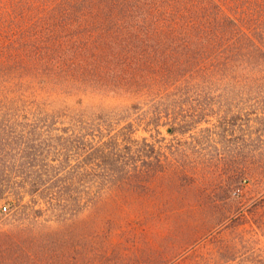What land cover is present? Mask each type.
I'll return each mask as SVG.
<instances>
[{"label":"trees","instance_id":"obj_1","mask_svg":"<svg viewBox=\"0 0 264 264\" xmlns=\"http://www.w3.org/2000/svg\"><path fill=\"white\" fill-rule=\"evenodd\" d=\"M160 177L264 181V0H0V261Z\"/></svg>","mask_w":264,"mask_h":264},{"label":"rangeland","instance_id":"obj_2","mask_svg":"<svg viewBox=\"0 0 264 264\" xmlns=\"http://www.w3.org/2000/svg\"><path fill=\"white\" fill-rule=\"evenodd\" d=\"M177 137L204 147L200 132ZM216 139L220 151L239 150L237 133ZM239 186L241 195L225 190V177H160L149 190L109 193L54 224L55 240L26 244L35 257L21 261L12 247L9 264H264V181Z\"/></svg>","mask_w":264,"mask_h":264},{"label":"built area","instance_id":"obj_3","mask_svg":"<svg viewBox=\"0 0 264 264\" xmlns=\"http://www.w3.org/2000/svg\"><path fill=\"white\" fill-rule=\"evenodd\" d=\"M4 208H5V206H4Z\"/></svg>","mask_w":264,"mask_h":264}]
</instances>
